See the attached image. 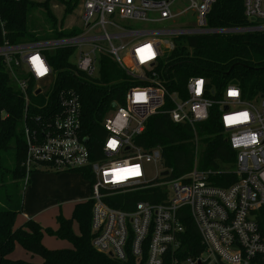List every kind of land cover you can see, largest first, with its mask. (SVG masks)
<instances>
[{"label": "built area", "instance_id": "1", "mask_svg": "<svg viewBox=\"0 0 264 264\" xmlns=\"http://www.w3.org/2000/svg\"><path fill=\"white\" fill-rule=\"evenodd\" d=\"M66 1L81 9L79 35L45 43H5L0 47L5 69L24 100L22 133L26 154L21 167L25 182L32 173L43 170L87 177L89 200L93 203L92 246L119 262L133 259L136 264H264V95L247 100L233 81L219 94L203 77H192L183 88L170 91L163 79L166 71L162 61L177 47L160 38L186 40L210 34L264 32V0H244L245 16L261 24L240 30L208 27L207 17L216 0ZM180 1L185 3L183 10H176ZM189 13L196 27L160 31L130 28L136 23L172 21ZM127 38L137 41L123 44ZM117 41L119 47L114 44ZM144 47L150 48L153 56L141 61L138 52ZM60 48L74 50L71 63L77 76L97 79L100 58L108 56L138 83L126 93L123 105L112 103L103 118L105 135L96 141L98 153L93 151L94 137L84 134L80 95L70 88L55 90L56 74L46 52ZM33 58L44 67L43 74H37ZM229 88L238 94L228 95ZM138 94L146 95V101H136ZM214 108L226 141L236 154L233 170L201 171L195 165L192 171L176 176L172 168L166 167L161 147L144 149L136 143L155 116L167 114L173 123L195 129L210 119ZM121 109L125 115L119 123L123 127L117 122ZM197 111H202L203 116H198ZM241 112L247 114L246 121L225 124L224 116ZM248 134H255V143L233 147L234 137ZM110 138L118 142L115 150L106 148ZM124 160L129 161L126 167L138 174L114 181L112 173L125 167ZM146 164L161 167L159 182L147 180ZM228 172L237 176L235 183L221 187L212 182V177ZM155 189H160L155 203L138 201L130 211L109 205L117 196ZM190 223L201 241L202 251L197 256L183 254Z\"/></svg>", "mask_w": 264, "mask_h": 264}, {"label": "trees", "instance_id": "2", "mask_svg": "<svg viewBox=\"0 0 264 264\" xmlns=\"http://www.w3.org/2000/svg\"><path fill=\"white\" fill-rule=\"evenodd\" d=\"M57 1L65 7V15L74 11L75 7L70 2ZM50 3L51 0L43 3L32 0H0V47L5 43L17 46L41 41L27 25L29 12L34 9L43 8L56 30L57 19L52 14ZM260 24L259 21H249L245 16L244 0H216L207 17V25L211 29L240 30ZM80 33V28L62 32L56 30L55 37L63 39ZM185 42L186 46L177 47L162 61L166 71L163 79L170 91L183 88L192 77H203L219 94L228 83L236 81L247 100L264 95V32L194 36L187 38ZM73 54V49L66 48L46 52L49 64L56 74V92L62 88H70L80 95L84 134L94 137L93 151L98 153L96 141L105 135L103 118L112 108V103L123 105L126 93L138 83L108 56L100 58L97 79L88 80L84 75L77 76L71 63ZM23 117V96L9 77L4 60L0 57V172L3 176L0 179V264H136L133 259L119 262L95 251L92 246L91 200L75 205L70 219L58 216V228L55 231L43 229L34 220H27L16 227V219L23 211V200L20 201L13 188L6 187V181L11 176L14 186L25 178L21 167L26 154L22 133ZM90 143L92 144V140ZM136 143L144 149L161 147L166 167L172 168L176 176L192 171L195 165L201 171H220L226 166L233 168L236 158L226 141L217 108L212 110L207 122L197 124L195 129L189 125L173 123L167 114L155 116L148 121L145 132L137 138ZM6 156L12 164L8 170L2 167L7 161ZM211 179L221 187H228L238 180L231 172L218 174ZM84 180L87 181L88 178L85 177ZM28 184L29 180L24 187ZM158 192L160 189L117 196L109 205L130 211L138 201L157 202L155 194ZM74 222L78 227V234L74 231ZM44 235L66 241L71 248L48 249L43 244ZM186 236L184 256L199 255L202 251L201 241L191 223ZM17 247L31 257H39L42 262L12 259Z\"/></svg>", "mask_w": 264, "mask_h": 264}, {"label": "rangeland", "instance_id": "3", "mask_svg": "<svg viewBox=\"0 0 264 264\" xmlns=\"http://www.w3.org/2000/svg\"><path fill=\"white\" fill-rule=\"evenodd\" d=\"M31 1V0H30ZM34 2L38 3H43L45 0H32ZM185 5L184 1L178 2L176 6V10H183V6ZM50 8L52 11V14L56 17L57 19V28L56 30L58 32L62 31H70L73 28L79 29L81 27V21H80V13L81 9L79 6H77L74 11L71 14L65 15V10L64 7L57 1V0H51L50 3ZM152 18V17H151ZM64 20V21H63ZM61 21H63V26H61ZM122 26H128V23H120ZM27 25L28 29L35 33L36 36L40 37L39 42L37 43H45L48 42L52 39H57L55 37V29L52 27V23L49 21L48 17L46 16V11L43 8H38L34 9L31 12H29V16L27 18ZM192 26L196 27L195 24V19L193 18L192 14H185L182 16L177 17L176 19L172 21H166L158 24H144V23H136L133 24L132 27H130L132 30H144V29H150V30H179L186 28L187 26ZM160 38L164 40H168L170 42H173L176 47L180 46H186L187 42L183 40V38L176 39L175 37L171 36H161ZM139 40H143L138 39ZM137 41L134 40L133 38H127L123 40V44H127L129 42ZM115 46L119 47L120 42L114 43ZM121 55H124V53H121ZM72 61H76V58H73ZM12 153H10L11 155ZM13 157V156H12ZM6 163L4 162L2 167L6 170L11 169L12 164L9 163V158L6 156ZM146 176L148 181H154L156 179V182H159L158 177L160 176L161 172V167L155 168L153 164H146ZM224 170H233L231 166H226ZM5 172V170H4ZM51 173H55L58 175H63V174H71V173H66V172H56V171H41V172H34L30 175L29 181L31 180L32 183V177L37 176V185L36 182L33 180L32 187L33 189L30 190V188H27L26 192L24 187L25 183V178L24 181H19L16 185L12 186V180L11 176L7 177V188H13V192L20 197V201L23 200L25 202V207L27 209H32L33 211H36L37 213H41L44 208H48L47 212L45 215L42 216L41 220L44 223V226H47L46 229H50L52 227L51 223L55 222L56 218L58 216H62L64 218L70 219L72 216V212L74 210V205L73 204H68L67 206L62 205L61 211L59 209H53V207H58V203H62L65 201V198L68 199L69 197H64L63 193L65 191H70L73 192L77 189V184L65 181V180H57L54 178H51L49 175ZM78 174V173H75ZM2 174L0 172V179L2 178ZM6 179V178H5ZM31 186V184H30ZM29 186V187H30ZM84 192L86 194L85 198H89V190H88V185L83 186ZM24 194H26V197L24 199ZM61 195L63 197H61ZM74 231L76 234H78V227L76 223L74 222ZM53 230V229H52ZM55 231V230H54ZM45 245L46 247L49 248H55V249H68L71 248V245L66 242L62 241L59 239H56L55 237H50L47 235L45 238ZM13 256L20 257L22 256L23 260H26L31 263H41L42 260L34 256L33 260L31 259L32 257L24 251L22 248L17 247L15 252L13 253ZM13 258V257H12ZM14 259V258H13Z\"/></svg>", "mask_w": 264, "mask_h": 264}, {"label": "clouds", "instance_id": "4", "mask_svg": "<svg viewBox=\"0 0 264 264\" xmlns=\"http://www.w3.org/2000/svg\"><path fill=\"white\" fill-rule=\"evenodd\" d=\"M89 7H91V4H89ZM109 11H111V9H109ZM139 58L141 61L147 60L149 58H151L153 56V53L151 51L150 48L144 47L141 48L138 52ZM33 63L36 66V71L37 74H43V72L45 71L44 67L41 65L40 61L38 59H33ZM200 82L197 81V88H196V92L199 93L200 92ZM228 95L231 96H236L238 94L237 90L234 88H229L227 91ZM147 97L144 94H138L135 96V100L138 102H143L146 101ZM125 114L123 113V110L121 109V115L117 117V122H118V126L123 127V124H120L119 121H121L123 119V116ZM197 115L198 116H203V112L202 111H197ZM224 122L226 125H232L237 123L238 121H246L248 119V116L245 115L244 112H241L239 115H226L223 117ZM256 142V136L255 134H248L245 136H241V137H234L232 139V144L233 147H241V146H247L249 144L255 143ZM117 141L115 139H109L107 144H106V148L107 149H112L115 150L117 147ZM129 161L128 160H124L123 161V165L125 167H121L119 168L117 171H114L112 173V179L114 181L116 180H122L126 175H135L137 174L135 169H131L126 167L128 165Z\"/></svg>", "mask_w": 264, "mask_h": 264}, {"label": "crops", "instance_id": "5", "mask_svg": "<svg viewBox=\"0 0 264 264\" xmlns=\"http://www.w3.org/2000/svg\"><path fill=\"white\" fill-rule=\"evenodd\" d=\"M49 176L51 178H54V179H57V180H60V181L61 180H65V181H69V183L70 182H73V183H76L77 184V189L75 191H73V192L65 191L63 193L64 197H69V198L68 199L65 198V201H63L60 204L58 203L57 205H59V206L58 207H55L56 206L55 205L53 207V209H59V211H61L62 205L67 206L68 204H73L75 206L77 204L84 203V202H87L89 200V198H90V186H89V183L86 180H84V178H82V176L80 174L71 173V174L58 175V173L57 174L51 173ZM32 179L36 182V186H38L39 183L37 185V181H38L37 180V176H34V178L32 177ZM33 180H32V183H33ZM32 183H31V180H30L29 181V184L27 185V187L25 189V192H26L27 188H30V190L33 189ZM30 184H31V186H30ZM84 184L85 185H88V190H89V198L88 199L85 198L86 194H85L84 188H83ZM25 197H26V194H24V199H25ZM61 197H63V196L61 195ZM24 203L25 202H23V211H22V213L16 219V227L22 225L27 220H34L43 229H46V227L48 225L47 226H44V223L42 222L41 218H42L43 215H45V213L49 209L48 208H44L42 210V212L39 214L36 211H33L32 209H27L25 207V204ZM51 225H52V227L50 229L57 230L58 226H57L56 220H55V222H52ZM46 237H47V235H44V238H43V244H44L45 247H46V245H45V238ZM46 248H48V249H55V248H49V247H46ZM12 257L14 259H22L23 258L22 256L16 257V256H13V255H12ZM31 259L33 260V257Z\"/></svg>", "mask_w": 264, "mask_h": 264}, {"label": "water", "instance_id": "6", "mask_svg": "<svg viewBox=\"0 0 264 264\" xmlns=\"http://www.w3.org/2000/svg\"><path fill=\"white\" fill-rule=\"evenodd\" d=\"M233 84H234V85H237V84H238V82H236V81H233ZM85 142L87 143V142H88V140H85ZM165 175H166V173H165Z\"/></svg>", "mask_w": 264, "mask_h": 264}, {"label": "snow or ice", "instance_id": "7", "mask_svg": "<svg viewBox=\"0 0 264 264\" xmlns=\"http://www.w3.org/2000/svg\"><path fill=\"white\" fill-rule=\"evenodd\" d=\"M33 59H37V58H33ZM245 115H247L246 113H245ZM107 174V173H106ZM138 174V173H137Z\"/></svg>", "mask_w": 264, "mask_h": 264}]
</instances>
